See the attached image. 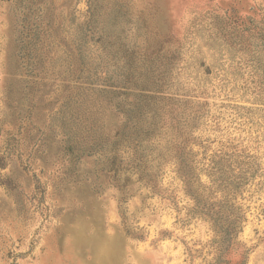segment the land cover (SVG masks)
Segmentation results:
<instances>
[{"label":"rangeland","instance_id":"obj_1","mask_svg":"<svg viewBox=\"0 0 264 264\" xmlns=\"http://www.w3.org/2000/svg\"><path fill=\"white\" fill-rule=\"evenodd\" d=\"M261 27L264 0H0V264H208L194 196L241 215L231 264H264ZM137 105L154 193L114 137Z\"/></svg>","mask_w":264,"mask_h":264},{"label":"trees","instance_id":"obj_2","mask_svg":"<svg viewBox=\"0 0 264 264\" xmlns=\"http://www.w3.org/2000/svg\"><path fill=\"white\" fill-rule=\"evenodd\" d=\"M262 33H264V27H261ZM114 88V87H113ZM116 90V89H114ZM110 92V91H107ZM157 92V91H155ZM113 98H118L115 95L117 92H113ZM152 96H155L153 94ZM111 99L109 100L108 107L114 109L115 111L122 112L119 107L123 105H119L116 101ZM145 106V105H144ZM150 106V105H149ZM105 108V107H104ZM139 106L137 105L135 110H128L129 112H135L136 116H127L123 115L125 118L123 121V126L121 129L117 130L114 134V137H117V140L120 136H122L121 140L124 142V152L128 153L124 166L122 167L124 171L125 181H129L130 177H135L136 183L140 184V186L148 187L151 190V193H154L157 190V182L155 179L156 174L153 172L154 169V161L155 158L149 159V153L143 152L142 142H149L150 139H155V136H151V132L153 128L156 130L157 127V117L155 111H150L145 109L144 114H142L143 119L140 118L138 113ZM186 107H182V111L185 110ZM106 109V108H105ZM145 117V118H144ZM79 118L80 115H79ZM148 120V121H147ZM175 122L172 125V129L176 128L178 132L176 133L177 138L183 135L184 126L186 127L187 121L186 119L180 120L177 116L175 118H171V123ZM146 122V123H145ZM90 124V122H89ZM94 123L91 122V126ZM90 126V127H91ZM183 139V138H181ZM176 142V143H175ZM184 140H173L171 139L172 145H175L177 151L173 154L174 164H175V172L177 173L179 179L185 180L189 179L186 176V173L183 169V156L180 148L181 143ZM169 143V142H168ZM185 144V143H184ZM182 146V145H181ZM158 154V153H157ZM159 164H157V167ZM113 171V170H112ZM188 181V180H187ZM193 205L188 212V217L193 218H202L206 222L209 223V226L212 231V237L209 240V252L212 253L211 259L208 261V264H231L230 261L227 260V253L231 248H233L236 243L235 239L239 233L240 223L242 222L241 215H235L232 213H222L218 211H213L208 209L205 212H201L200 209L204 207H208V203L206 199L200 198L199 196L192 197ZM236 264H244V262L236 263Z\"/></svg>","mask_w":264,"mask_h":264}]
</instances>
